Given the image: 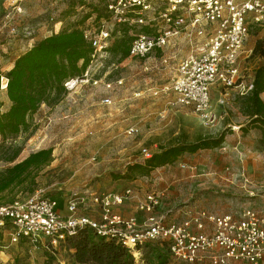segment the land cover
I'll list each match as a JSON object with an SVG mask.
<instances>
[{
    "label": "rangeland",
    "instance_id": "374dc122",
    "mask_svg": "<svg viewBox=\"0 0 264 264\" xmlns=\"http://www.w3.org/2000/svg\"><path fill=\"white\" fill-rule=\"evenodd\" d=\"M106 16L99 0H0V76L7 77L15 57L46 36L73 28L93 31L102 20L109 23ZM118 28L119 37L109 40L104 56L91 57L86 68L97 84L79 80L57 100L29 114L16 136L3 140L0 135V170L37 150H52L51 162L26 182L33 192L7 193L4 201L38 194L63 205L71 195L82 194L86 200L80 211L96 219L99 208L91 203V195L124 190L130 180L121 176L127 165L145 158L143 150L159 152L180 134L187 142L223 134L219 146L186 152L153 170V176L142 178L146 195L159 193L163 198L168 193L170 202L190 200L198 212L214 215L236 214L246 208L264 210V129L249 125L250 91L244 88L253 83L256 68L264 64V57L253 54L257 41L264 40V25L249 26L236 86H213L211 105L203 115L178 105L171 88L178 62L194 46L188 37L179 35L155 56L120 59L111 46L131 35L127 28ZM118 79L121 85L114 83ZM106 82L113 83L111 88H106ZM2 89L0 113L11 105ZM105 97L110 104L102 103ZM260 97L264 101V91ZM209 114L214 115L213 121L207 118ZM17 150L13 162L5 161ZM162 202L155 215L168 218L173 214L166 210L169 201L163 198ZM43 245L25 239L14 242L11 228L3 227L0 264H72L74 250L68 240L49 249ZM132 256L136 264H187L158 240L139 246Z\"/></svg>",
    "mask_w": 264,
    "mask_h": 264
},
{
    "label": "built area",
    "instance_id": "2783aa9c",
    "mask_svg": "<svg viewBox=\"0 0 264 264\" xmlns=\"http://www.w3.org/2000/svg\"><path fill=\"white\" fill-rule=\"evenodd\" d=\"M99 1L109 23L102 20L93 31L80 28L92 49V58L104 56L109 40L121 33L118 27L130 30L128 56L140 59L155 56L179 35L188 37L194 46L178 62L171 88L178 105L191 107L199 115L211 105L213 86H236L240 77L238 60L249 26L264 25V0ZM79 80L98 83L90 78L87 69L81 78L68 79L63 85L70 90ZM7 81V77L0 76L1 89ZM114 83L121 85L122 79ZM112 85L105 83L106 88ZM244 88L249 92L252 83ZM110 102L109 97L102 100L105 104ZM207 118L213 121L214 115ZM132 131L129 129V133ZM151 154L143 150L145 158ZM132 193L131 188H125L120 192L92 194L90 201L99 208L96 219L80 211L86 200L82 194H73L66 200L65 213L54 198L32 194L9 204L0 203V229L9 226L14 242L25 239L32 244L42 243L46 248L87 228L97 236L115 239L131 252L146 243L162 241L174 258L187 264H264V210L246 208L225 215L201 211L183 223L153 214L139 222L135 216L125 217L112 211ZM161 201L159 193L148 194L140 210L153 212Z\"/></svg>",
    "mask_w": 264,
    "mask_h": 264
},
{
    "label": "trees",
    "instance_id": "16d2710c",
    "mask_svg": "<svg viewBox=\"0 0 264 264\" xmlns=\"http://www.w3.org/2000/svg\"><path fill=\"white\" fill-rule=\"evenodd\" d=\"M100 14H97L99 17ZM128 38L116 40L111 51L120 59L129 55ZM92 49L83 38L81 29L73 28L51 34L38 41L31 48L20 54L13 61L7 72L6 95L11 102L4 113H0V135L5 140L16 136L27 124V117L37 111L43 103L50 104L57 100L67 89L63 83L72 78H81L91 60ZM253 54L264 57V40H259ZM264 91V64L256 68L252 89L248 96L249 125L264 129V101L260 94ZM241 129H246L241 127ZM223 134L217 138H197L187 142L183 134L172 138L169 145L161 147L142 161L127 165L122 178L133 180L149 175L156 168L173 163L179 156L188 152L195 153L202 149L219 146ZM18 150L5 161L13 162ZM52 160L50 148L30 153L23 160L0 170V203L7 193L33 192L28 180H34L35 172ZM21 187H23L21 189ZM74 250L72 264H136L131 250L123 247L115 239L95 235L87 228L67 238ZM66 240V241H67Z\"/></svg>",
    "mask_w": 264,
    "mask_h": 264
},
{
    "label": "crops",
    "instance_id": "0c3cea01",
    "mask_svg": "<svg viewBox=\"0 0 264 264\" xmlns=\"http://www.w3.org/2000/svg\"><path fill=\"white\" fill-rule=\"evenodd\" d=\"M2 92L6 93V87L4 89H2ZM151 176H153V171L145 177L142 176V177L130 180L129 181L130 186L128 185L126 188L132 189V191H133L132 196L129 197L127 200H125L123 202V204H121L119 206H115L112 209V211L117 213V214H121L122 216H125V217L135 216V217H137L139 222H144L145 220H147V218L149 216H151L153 214L155 215V213L159 214L160 208L163 205L162 201H161L162 204L160 203L161 206H160L159 210H157V211H156V209H154L153 212H146V211L140 210V205L145 202V196H146V192H147V184H144L141 179L146 178V177L149 178ZM194 195H196V194H194ZM166 196L168 197V193L164 194V197H163V198L167 199V201H169V203L165 204V206L167 207L166 210L168 213H173L172 215L168 216L167 219L173 220V221L178 222V223H183V222L191 220L193 218V216L196 215V213L198 211H200V210L196 209V207H197L196 203H191L190 200L182 201L181 204H177L176 200H173L170 202V198H166ZM163 198H162V200H163ZM58 207L63 213H65L64 204L60 205L58 202ZM191 229L193 231L195 230L194 225H191ZM44 248H46V247H44ZM49 248H53V246H51Z\"/></svg>",
    "mask_w": 264,
    "mask_h": 264
}]
</instances>
